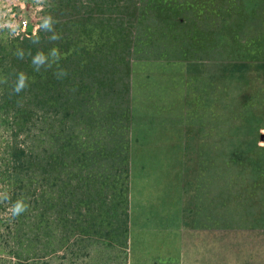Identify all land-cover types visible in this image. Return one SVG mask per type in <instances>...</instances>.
<instances>
[{
    "label": "rangeland",
    "instance_id": "rangeland-1",
    "mask_svg": "<svg viewBox=\"0 0 264 264\" xmlns=\"http://www.w3.org/2000/svg\"><path fill=\"white\" fill-rule=\"evenodd\" d=\"M65 4L0 0V264H264V0Z\"/></svg>",
    "mask_w": 264,
    "mask_h": 264
},
{
    "label": "clouds",
    "instance_id": "clouds-1",
    "mask_svg": "<svg viewBox=\"0 0 264 264\" xmlns=\"http://www.w3.org/2000/svg\"><path fill=\"white\" fill-rule=\"evenodd\" d=\"M36 3L38 5H43V0H36ZM43 22L41 24V27L47 31H52V27H53V18L49 15L47 17L42 18ZM52 40H58L59 37L54 33L51 37ZM51 56L54 57V60H58L59 59V52L58 49L53 48L50 52ZM20 57H23V52L19 53ZM48 59V57L43 53V52H38L33 60L32 63L36 66V70L38 71L40 66L45 64V61ZM49 67H51V65L49 64ZM62 75H66V73H61ZM26 81H27V76L25 73L21 72L18 76V80L17 83L15 84V87L13 89V91L15 93H20L27 85H26ZM9 199L7 193H0V203H3L4 201H7ZM27 209V205L25 204L23 198L18 199L13 205L12 207L9 209V212L13 215V216H19L20 214H22L23 212H25Z\"/></svg>",
    "mask_w": 264,
    "mask_h": 264
},
{
    "label": "trees",
    "instance_id": "trees-1",
    "mask_svg": "<svg viewBox=\"0 0 264 264\" xmlns=\"http://www.w3.org/2000/svg\"><path fill=\"white\" fill-rule=\"evenodd\" d=\"M65 2H66V0H54V3L56 5L55 10H59L60 11L63 8H65L67 6L65 4ZM51 13H53V12H51ZM55 28H56V30H59V29H61V25H57ZM29 32L30 33H33V31H29ZM46 35H47V33L44 32V29L41 28L33 37L31 36V38L24 37L23 39H21V37L18 36L16 40L20 41L21 44H23L25 46L26 45L28 46L29 45V40H31L33 38H35V39L37 38V40L40 39V38H42L44 40V38L46 37ZM37 42H39V41H37ZM37 42H36V48L35 49H37V46H39V43H37ZM46 46H47V44L43 46V47H45V49L43 50L44 52L47 51L46 50ZM58 52H60L59 49H58ZM62 53H63V55H65L66 54V51H62Z\"/></svg>",
    "mask_w": 264,
    "mask_h": 264
},
{
    "label": "crops",
    "instance_id": "crops-1",
    "mask_svg": "<svg viewBox=\"0 0 264 264\" xmlns=\"http://www.w3.org/2000/svg\"><path fill=\"white\" fill-rule=\"evenodd\" d=\"M211 143L213 144V145H212L213 149H215V143H216V142H215V141H212Z\"/></svg>",
    "mask_w": 264,
    "mask_h": 264
},
{
    "label": "water",
    "instance_id": "water-1",
    "mask_svg": "<svg viewBox=\"0 0 264 264\" xmlns=\"http://www.w3.org/2000/svg\"><path fill=\"white\" fill-rule=\"evenodd\" d=\"M262 138L264 139V134H262Z\"/></svg>",
    "mask_w": 264,
    "mask_h": 264
}]
</instances>
